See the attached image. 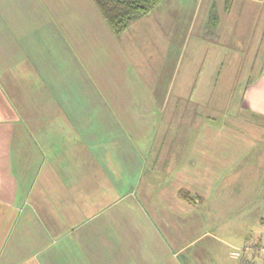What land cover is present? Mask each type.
<instances>
[{"label": "crops", "instance_id": "crops-1", "mask_svg": "<svg viewBox=\"0 0 264 264\" xmlns=\"http://www.w3.org/2000/svg\"><path fill=\"white\" fill-rule=\"evenodd\" d=\"M162 1L115 35L92 0H0V264H264V60L217 29L264 0Z\"/></svg>", "mask_w": 264, "mask_h": 264}, {"label": "rangeland", "instance_id": "rangeland-1", "mask_svg": "<svg viewBox=\"0 0 264 264\" xmlns=\"http://www.w3.org/2000/svg\"><path fill=\"white\" fill-rule=\"evenodd\" d=\"M183 1L186 2V3H188V4H191L192 3L191 8L194 7V4H193V2L191 0H183ZM217 7L220 8V6L217 5L213 9V13L215 15H217L216 14ZM165 11H167L166 5H165V1H162L161 0L158 4H156V6L153 9H151L149 12H147L143 16H146V23L148 24V23L156 22L157 19H161L159 17L160 14L162 12H165ZM220 15L221 14L218 13V16H220ZM154 16L157 17V18H154ZM212 18H211L210 21H207L209 23L207 26L209 27L208 29H212L211 31L214 32V29L213 28H215L217 26H216V22L214 21L215 18L214 19H212ZM233 19H234V17H231L229 19H226L225 22L219 23V25L217 27L218 32L223 33L224 36H225V38H226V40H227V42H229V43L231 42V44L233 45V47L235 46L237 50H239V49H241V47H243L241 44H243L245 46L248 45V47H251L253 49L254 48L256 49V47H257L259 50H261L260 53L262 52V55H259V53H255V52L250 53L248 51L249 53H248V55H246V57L244 55L241 56V59L243 60L242 63L244 64V66H247V69L250 70V67L253 66V65L256 66V64H258L260 66V64H263V60H264V31H262V29L264 27V21H262L260 19V20H257L255 22L259 26L257 25V29H256V32H255V35H254V32H253V36H252V29L250 28L252 26L253 21H252V19L249 20V22L247 21L246 22V25L247 26H244V27L248 28L249 31L248 30L244 31L243 34L246 33L245 34L246 37L245 38L244 37L243 38H240V36H238L239 34L236 36V34H235L234 31L229 30V28L235 23V21H232ZM212 24H213V26H212ZM257 34H259V36H256ZM206 38L207 39H211L210 36H208ZM231 44H228V45L230 47H232ZM211 48L213 49V52L212 53H208L209 57L210 56H213L216 53V49L213 48V47H211ZM209 52H210V50H209ZM218 53H220V57L224 56L225 57V60H229L230 59V56L232 55L229 52V47L227 45L224 46V47H220V49L218 50ZM129 55H130V57L132 59H138L135 55L140 56L139 54H133V55H131L130 53H129ZM234 55H236V54H234ZM148 62H149V67L146 70L144 69V72L151 79V76H152V73L151 72H152V68H153V67H151V62L152 61L149 60ZM138 63H141V62H138ZM154 65H155V61H154L153 66ZM256 70H258V69H256ZM215 85L212 86V90H211V95L210 96H211L212 99L207 102V106H208V109L207 110L213 111V113L208 114V115L215 114L214 112L219 113V112L223 111L224 108H225V98H226L227 93L223 92V90L221 92V85H218L217 87ZM168 104H172V102H169ZM181 105L183 106L182 102H181L180 106ZM182 112H183V109L181 107H179V105H178L177 108H176V113H175V118H174L176 120L173 121V122H178L179 121L180 123L177 124L178 126L181 124L182 119L184 121H186L187 119H190V117L187 118V119L183 118V116H181V115H183ZM187 114L188 113H186V115ZM182 127H184V126H182ZM209 217H211V216H209ZM212 217H214V216H212ZM224 231L231 233V229H224ZM228 238H230V236H228Z\"/></svg>", "mask_w": 264, "mask_h": 264}, {"label": "trees", "instance_id": "trees-1", "mask_svg": "<svg viewBox=\"0 0 264 264\" xmlns=\"http://www.w3.org/2000/svg\"><path fill=\"white\" fill-rule=\"evenodd\" d=\"M98 13L109 27L118 35L127 25L145 15L161 0H92ZM181 197L188 199L187 193L180 192Z\"/></svg>", "mask_w": 264, "mask_h": 264}]
</instances>
